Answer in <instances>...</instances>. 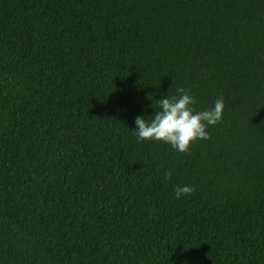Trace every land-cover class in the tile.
Returning a JSON list of instances; mask_svg holds the SVG:
<instances>
[{
  "label": "trees",
  "instance_id": "obj_1",
  "mask_svg": "<svg viewBox=\"0 0 264 264\" xmlns=\"http://www.w3.org/2000/svg\"><path fill=\"white\" fill-rule=\"evenodd\" d=\"M0 264H264V0H0Z\"/></svg>",
  "mask_w": 264,
  "mask_h": 264
},
{
  "label": "clouds",
  "instance_id": "obj_2",
  "mask_svg": "<svg viewBox=\"0 0 264 264\" xmlns=\"http://www.w3.org/2000/svg\"><path fill=\"white\" fill-rule=\"evenodd\" d=\"M179 96L163 97L159 100L161 111H155L153 119L148 122L145 116L135 118L136 134L140 140H156L171 144L179 152L190 150V145L197 139H208L207 125L217 124L223 115V97L217 98L214 107L201 112H194L191 107L195 98L183 88L177 90ZM166 178L171 172L165 174ZM195 190L194 186H178L176 197L189 195Z\"/></svg>",
  "mask_w": 264,
  "mask_h": 264
}]
</instances>
